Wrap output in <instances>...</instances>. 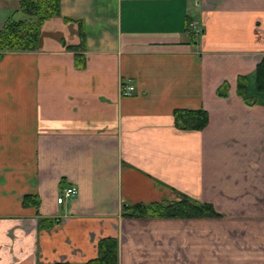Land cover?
<instances>
[{
	"label": "crops",
	"instance_id": "1",
	"mask_svg": "<svg viewBox=\"0 0 264 264\" xmlns=\"http://www.w3.org/2000/svg\"><path fill=\"white\" fill-rule=\"evenodd\" d=\"M18 6L0 0V28ZM262 57L264 0H59L36 48L0 59V264H87L104 238L118 264H264ZM182 195L217 217L124 215Z\"/></svg>",
	"mask_w": 264,
	"mask_h": 264
},
{
	"label": "trees",
	"instance_id": "2",
	"mask_svg": "<svg viewBox=\"0 0 264 264\" xmlns=\"http://www.w3.org/2000/svg\"><path fill=\"white\" fill-rule=\"evenodd\" d=\"M59 15V0H19V6L14 16H10L0 28V59L7 52H22L33 50L37 46L38 36L42 23ZM248 77L240 75L237 78L236 90L244 100L246 96ZM227 83H223L218 94H224ZM255 89L264 92V57L258 62L255 69ZM175 123L182 129L203 128L207 121V113L203 109H176ZM25 199L37 206V201L31 195ZM126 216H217L218 213L209 203L194 201L186 195L175 200H166L150 203H136L124 207ZM66 264V263H55ZM87 264H117L116 239L104 238L99 241L98 255Z\"/></svg>",
	"mask_w": 264,
	"mask_h": 264
},
{
	"label": "built area",
	"instance_id": "3",
	"mask_svg": "<svg viewBox=\"0 0 264 264\" xmlns=\"http://www.w3.org/2000/svg\"><path fill=\"white\" fill-rule=\"evenodd\" d=\"M191 29L194 31L195 34H198L200 31L199 29H196L195 26L190 25ZM135 88L133 85H127V84H121L120 85V93L122 95H131L134 92ZM77 194V189L74 186H65L62 187L59 195L56 198V201L58 204H66V202L74 197Z\"/></svg>",
	"mask_w": 264,
	"mask_h": 264
},
{
	"label": "rangeland",
	"instance_id": "4",
	"mask_svg": "<svg viewBox=\"0 0 264 264\" xmlns=\"http://www.w3.org/2000/svg\"><path fill=\"white\" fill-rule=\"evenodd\" d=\"M128 217H135V216H128ZM149 217H151V218H160V219H173V220H177L178 222H186L187 223V221H188V223H190V221H193V222H195V220H197V219H205V218H215V217H217V216H211V215H209V216H185V217H171V216H149ZM136 218H144V216H137ZM192 223V222H191ZM193 224V223H192ZM189 229L190 230H197V228L194 226V225H191L190 224V226H189ZM198 231H196V233H197ZM212 236H215L214 234L212 235ZM118 264V263H117Z\"/></svg>",
	"mask_w": 264,
	"mask_h": 264
}]
</instances>
